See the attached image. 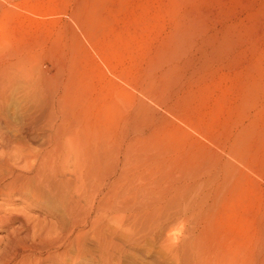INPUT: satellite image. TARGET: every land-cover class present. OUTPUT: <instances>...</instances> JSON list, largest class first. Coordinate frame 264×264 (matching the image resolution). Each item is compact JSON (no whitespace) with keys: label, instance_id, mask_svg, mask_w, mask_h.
Segmentation results:
<instances>
[{"label":"rangeland","instance_id":"rangeland-1","mask_svg":"<svg viewBox=\"0 0 264 264\" xmlns=\"http://www.w3.org/2000/svg\"><path fill=\"white\" fill-rule=\"evenodd\" d=\"M94 7L100 16L95 24L87 21ZM174 47L179 51L172 56ZM67 48L80 55L86 48L89 61L81 55L80 65L88 68L85 62H93L89 72L97 76L101 97L111 102L110 128L117 126L114 105L128 135H134L136 123L158 127L153 139L139 147L152 158L137 166L155 181L159 195L166 193L156 202L169 200L166 206L173 214L162 216L169 215L165 224L176 239H185L203 221L209 224L208 240L228 260L258 252L264 243L259 232L264 210V0H0V53L18 50L33 63L45 62L60 72L69 62ZM85 68L84 74L90 70ZM23 88L15 86L2 110L9 124L4 130L12 137L19 136L22 124ZM243 136L247 149L236 155L231 147ZM227 160L239 167L238 188L215 204L211 198L218 187L210 183L204 190L200 183L213 178ZM157 162L163 163L161 169ZM185 206L194 210L182 216ZM17 207L30 217L38 215ZM136 231L137 243L122 239L123 264H176L157 237Z\"/></svg>","mask_w":264,"mask_h":264},{"label":"bare ground","instance_id":"bare-ground-1","mask_svg":"<svg viewBox=\"0 0 264 264\" xmlns=\"http://www.w3.org/2000/svg\"><path fill=\"white\" fill-rule=\"evenodd\" d=\"M96 7L87 19L94 24L100 17ZM77 43L75 47L81 50L83 46ZM67 49L69 62L60 72L45 62L33 63L18 50L0 53V232H5V238L0 239L1 264H123L122 239L137 243L136 230L157 237L160 248L176 264H264V243L258 252L236 261L223 257L216 243L208 240L209 224L203 221L193 223L185 239H176L170 224H165L169 215L165 218L164 214L171 211L169 200L167 206L156 202L161 195L166 198V193L162 190L159 195L155 181L138 172L144 168L137 166L152 158L148 152L143 156L139 147L153 139L158 127L136 123L130 136L127 123L119 117L120 109L114 105L117 126L110 128L107 106L111 102L101 97V88L94 83L97 76L90 73L93 66L89 63L93 62L86 63V48L81 55L90 70L81 68L82 52ZM178 49L174 47L172 56ZM163 58L160 55L159 59ZM83 68L88 73L84 74ZM18 83L24 87L23 117L19 136L12 137L6 132L9 124L2 110ZM245 142L246 137L237 138L230 150L240 155L247 149L243 150ZM227 161L217 166L213 178L200 183L204 190L210 183L218 187L211 198L215 204L223 194L231 195L238 188L239 167ZM155 165L163 167L162 162ZM19 205L39 216L30 217L15 208ZM192 208L185 206L182 216ZM261 220L259 232L263 235L264 210Z\"/></svg>","mask_w":264,"mask_h":264}]
</instances>
